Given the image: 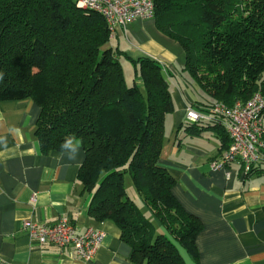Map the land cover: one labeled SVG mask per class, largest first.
Segmentation results:
<instances>
[{
    "label": "trees",
    "instance_id": "16d2710c",
    "mask_svg": "<svg viewBox=\"0 0 264 264\" xmlns=\"http://www.w3.org/2000/svg\"><path fill=\"white\" fill-rule=\"evenodd\" d=\"M75 1L0 0V101L38 106L33 134L43 153L79 141L87 213L119 228L133 264H185L182 252L197 257L202 223L180 205L174 178L158 164L165 116L175 109L169 79L156 60L113 46L102 16ZM153 3L156 28L182 47V70L206 105L264 96V0ZM120 58L133 63L138 82L126 84ZM126 174L138 203L125 190Z\"/></svg>",
    "mask_w": 264,
    "mask_h": 264
},
{
    "label": "crops",
    "instance_id": "0c3cea01",
    "mask_svg": "<svg viewBox=\"0 0 264 264\" xmlns=\"http://www.w3.org/2000/svg\"><path fill=\"white\" fill-rule=\"evenodd\" d=\"M114 33L111 41L132 58L159 61L170 82L175 109L165 116L158 164L174 178L172 193L180 205L202 223L197 257L183 255L184 263L264 264V159L249 174L237 162L212 170L211 161L227 147L219 127L185 121L186 104L207 103L182 70V47L154 19H136ZM201 98L204 103L197 101ZM38 113L31 99L0 101V264H133L119 228L87 213L88 197L80 195L77 181L82 147L75 154L65 148L43 153L33 134ZM262 123L264 128V115ZM63 216L79 233L103 230L91 261L78 258L71 247L38 245L21 228L24 220L51 225Z\"/></svg>",
    "mask_w": 264,
    "mask_h": 264
},
{
    "label": "built area",
    "instance_id": "2783aa9c",
    "mask_svg": "<svg viewBox=\"0 0 264 264\" xmlns=\"http://www.w3.org/2000/svg\"><path fill=\"white\" fill-rule=\"evenodd\" d=\"M75 3L80 8L99 13L111 37L117 29L124 30L136 19L154 17L153 0H76ZM263 110L264 96L255 92L246 102H235L232 106L222 102L206 106L186 104L184 118L189 124L216 125L227 134L229 146L211 161L212 170L237 162L243 173L248 174L257 162L264 159ZM21 228L36 244H51L59 249L71 247L75 255L86 262L93 259L104 238V232L99 227H88L79 233L66 216L51 225L24 220Z\"/></svg>",
    "mask_w": 264,
    "mask_h": 264
},
{
    "label": "rangeland",
    "instance_id": "374dc122",
    "mask_svg": "<svg viewBox=\"0 0 264 264\" xmlns=\"http://www.w3.org/2000/svg\"><path fill=\"white\" fill-rule=\"evenodd\" d=\"M115 34V33H114ZM111 44L113 46H118L116 41H111ZM119 62H120V65H121V68H122V71L124 73V77H125V82L128 86L132 85L133 84V81H136L138 82V75L135 73V69H134V66H133V63L128 61L127 59L125 58H120L119 59ZM184 64V63H183ZM136 69L137 66H136ZM124 186H125V190L127 192V194L134 200L138 203V194L135 190V188L132 186L131 184V180H130V177L126 174L124 176ZM187 253L185 252H182V255H186ZM186 257V256H185Z\"/></svg>",
    "mask_w": 264,
    "mask_h": 264
},
{
    "label": "clouds",
    "instance_id": "9594fccd",
    "mask_svg": "<svg viewBox=\"0 0 264 264\" xmlns=\"http://www.w3.org/2000/svg\"><path fill=\"white\" fill-rule=\"evenodd\" d=\"M0 78H2V74H0ZM65 149H70L73 154H75L79 147L80 143L79 141H74V138L68 139L65 144L63 145Z\"/></svg>",
    "mask_w": 264,
    "mask_h": 264
}]
</instances>
